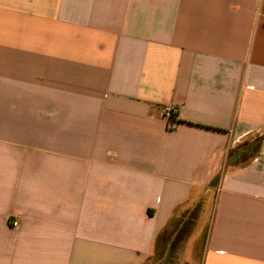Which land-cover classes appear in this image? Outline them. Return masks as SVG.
Listing matches in <instances>:
<instances>
[{"label":"crops","instance_id":"obj_1","mask_svg":"<svg viewBox=\"0 0 264 264\" xmlns=\"http://www.w3.org/2000/svg\"><path fill=\"white\" fill-rule=\"evenodd\" d=\"M168 254L264 264V0H0V264Z\"/></svg>","mask_w":264,"mask_h":264},{"label":"rangeland","instance_id":"obj_2","mask_svg":"<svg viewBox=\"0 0 264 264\" xmlns=\"http://www.w3.org/2000/svg\"><path fill=\"white\" fill-rule=\"evenodd\" d=\"M257 140L258 139L254 141L256 142ZM243 145L245 144H242L241 146ZM255 148H257V146H253V149ZM215 195H216V192L214 193L210 192L205 195L204 200L201 203H199V206L196 209L193 210L192 216H191L192 219L187 220L186 228L185 227L184 228L175 227V233L177 235L172 236L174 239L173 241H175L176 243L184 241L183 244L186 243L185 246L187 245L189 246V248L191 247V249L196 248V247H197L196 249H198L199 247L203 246L204 241L207 237L209 226H210V216L212 213V201L214 200ZM202 213L207 214L206 216L208 218L205 220H201L200 218H201ZM185 229L187 230L188 235H186ZM165 240L166 239H164V241ZM187 241H188V244H187ZM159 259H160L159 260L160 264H177V259H175L174 256L172 257L169 254L165 259H163L162 257H159ZM152 263L157 264L158 262H156V260L151 259L150 264Z\"/></svg>","mask_w":264,"mask_h":264},{"label":"built area","instance_id":"obj_3","mask_svg":"<svg viewBox=\"0 0 264 264\" xmlns=\"http://www.w3.org/2000/svg\"><path fill=\"white\" fill-rule=\"evenodd\" d=\"M161 112L163 119L166 121L167 128L169 130H175L179 126V118L175 107L166 105L162 108ZM13 225H17V222H14Z\"/></svg>","mask_w":264,"mask_h":264},{"label":"trees","instance_id":"obj_4","mask_svg":"<svg viewBox=\"0 0 264 264\" xmlns=\"http://www.w3.org/2000/svg\"><path fill=\"white\" fill-rule=\"evenodd\" d=\"M246 146V145H245ZM253 146V145H252ZM254 146H259V140H257L255 143H254ZM247 147H249V146H247Z\"/></svg>","mask_w":264,"mask_h":264}]
</instances>
